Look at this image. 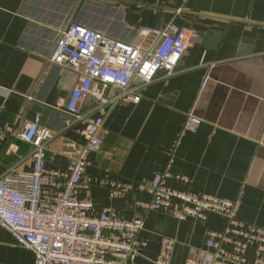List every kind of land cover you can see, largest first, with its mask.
I'll return each instance as SVG.
<instances>
[{"label": "crops", "instance_id": "0c3cea01", "mask_svg": "<svg viewBox=\"0 0 264 264\" xmlns=\"http://www.w3.org/2000/svg\"><path fill=\"white\" fill-rule=\"evenodd\" d=\"M71 21L129 42L140 40L139 28L173 23L189 41L174 74L160 72L138 103L110 107L102 148L90 155L92 185L81 196L126 218L145 217L131 264H156L163 236L174 240L171 264H185L193 248L204 247L208 230L229 224L217 212L202 221L143 208L152 196L137 183L166 171L168 186L232 200L241 221L264 228V0H0V175L32 169V146L13 134L25 120L52 131L49 169L66 171L68 143L86 142L83 121L57 107L78 75L50 62ZM192 113L202 123L188 130ZM0 264H35L34 252L2 226Z\"/></svg>", "mask_w": 264, "mask_h": 264}, {"label": "built area", "instance_id": "2783aa9c", "mask_svg": "<svg viewBox=\"0 0 264 264\" xmlns=\"http://www.w3.org/2000/svg\"><path fill=\"white\" fill-rule=\"evenodd\" d=\"M137 33L140 40L129 42L79 21L59 32L50 62L74 71L78 80L67 99L57 100V107L83 121L80 133L86 140L68 143L63 151L66 171L47 166L50 128L25 120L13 132L16 140L32 146L33 166L12 167L0 175V226L34 252L35 264H131L142 245L138 234L145 227L144 216L126 218L112 206L99 209L90 197L81 196V190L92 185L87 167L91 153L102 148L110 107L138 103L141 89L160 72L174 74L189 50L186 29L173 23L142 27ZM209 79L207 75L203 86ZM111 88L116 95L108 94ZM201 123L192 113L185 129ZM170 175L166 171L137 183L139 191L152 196L140 202L143 208L202 221L217 212L229 220L225 231L208 230L204 247L193 248L185 264H264L263 227L241 221L232 200L168 186ZM173 249L174 240L163 236L156 264H171Z\"/></svg>", "mask_w": 264, "mask_h": 264}, {"label": "water", "instance_id": "95a60500", "mask_svg": "<svg viewBox=\"0 0 264 264\" xmlns=\"http://www.w3.org/2000/svg\"><path fill=\"white\" fill-rule=\"evenodd\" d=\"M38 109H40V108H38V105H35L34 107H33V111H32V113H31V116H30V119H34V116H35V111H37Z\"/></svg>", "mask_w": 264, "mask_h": 264}]
</instances>
